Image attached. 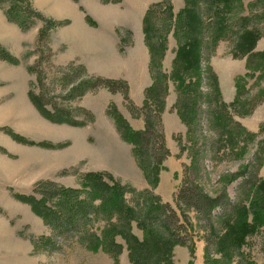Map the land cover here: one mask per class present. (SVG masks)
Returning a JSON list of instances; mask_svg holds the SVG:
<instances>
[{
    "label": "rangeland",
    "instance_id": "1",
    "mask_svg": "<svg viewBox=\"0 0 264 264\" xmlns=\"http://www.w3.org/2000/svg\"><path fill=\"white\" fill-rule=\"evenodd\" d=\"M150 1L154 0H123L117 4L79 0L73 5L83 18L79 23L74 19L72 24H67L64 20L66 13H63L66 9L64 1L32 0L45 16L65 21L51 34L49 62L47 57L41 56L40 67L46 73V90L52 92V78L72 61L83 63L88 74L103 77L119 69L127 70L125 47L132 41L130 29L136 39L141 12ZM171 3L173 11L177 12L183 7L184 0H171ZM201 5L205 13H210L208 21H212L213 9L208 0L207 4ZM230 5L233 30L243 28L257 35L254 48L249 53L241 55L240 41L235 34L219 40L210 57V64L220 77L222 88L225 85L222 76L226 67L224 60L246 59L245 72L234 78L236 100L226 107L228 116L236 120L237 117L249 116L264 100V61L261 60L264 55H254L261 51L255 48L257 41L264 43V0H232ZM41 25L39 21L30 29L21 30L8 22L0 9V44L19 58L18 64L0 61V264H115V257L117 264H131L127 242L119 234L114 238L116 255L101 247L88 249L79 244L65 246L57 252L43 251L37 245L38 238L49 232L32 203V196L37 195L34 189L39 183L75 187L89 172H98L106 180L141 188L140 172L143 174L136 160L135 146L125 140L119 130L120 125L128 127L125 116H140L131 114L119 92L111 93L100 87L69 102L58 94L46 105L53 113H57L56 108H64L61 112L76 119L79 125L47 118L30 99V93L36 95L39 92L37 76L28 68L36 58L35 42ZM175 49L176 41L171 30L163 62L166 73L171 71ZM169 88L177 96L172 82H169ZM201 88L207 90L205 85ZM201 107L197 138L193 137L192 129L188 131L186 124L183 134L173 136L178 148L177 158L182 159V164L181 169L168 179L173 187L168 191V194L172 192L169 202L178 210L173 195L184 181L196 183L210 195L219 193L225 186L230 201L245 205L247 209V224L239 226L244 231H238L242 234L239 250L244 255L241 259L231 258L213 242L223 241L227 234L226 224L233 221L236 210L227 209L223 220L214 223L213 231L208 229L203 217L197 220L195 211L188 210V218L195 229L194 253L191 256L186 245H175L174 264H247L249 261L264 264V175L261 166H257L259 155H264V132L255 138L240 130L233 138L220 136L218 130L209 129L210 109L204 104ZM172 108L175 109V102ZM167 157L161 163L163 168L159 171L158 181L160 172L167 170L164 165ZM193 157L197 164L191 169ZM129 164L131 169H128ZM249 173L253 183L254 180L262 183L256 192L255 184L249 190L253 183H244ZM234 174H237L235 178ZM257 201L263 205L256 207L254 203ZM222 211L225 210L215 209L219 215ZM129 232L138 240L145 236V231L136 221L131 222ZM207 240L209 254L206 257L204 247Z\"/></svg>",
    "mask_w": 264,
    "mask_h": 264
},
{
    "label": "trees",
    "instance_id": "2",
    "mask_svg": "<svg viewBox=\"0 0 264 264\" xmlns=\"http://www.w3.org/2000/svg\"><path fill=\"white\" fill-rule=\"evenodd\" d=\"M100 1L121 2V0ZM231 1L208 0L213 9L212 21H208L210 13H205L201 5L207 4V0H184L183 7L177 12L173 11L171 0H159L147 6L142 17V32L149 50L152 83L145 89L144 101L139 107L128 95L126 80L88 74L83 63L78 61H72L61 68L52 78V92L47 91L46 73H43L40 67L41 56L47 57L49 62L51 34L65 21H57L45 16L31 0H0V9L6 20L17 25L21 30H28L36 22H42L35 42L36 58L28 70L36 74L39 87L36 95L30 93V99L44 116L56 122L79 125L76 119L61 112L64 108H56L57 113H53L46 105L50 104L51 99L58 94L62 100L69 102L80 98L87 91L103 87L111 93L119 92L131 114L142 117L144 121L142 130H135L129 124L127 128L120 125L119 130L121 136L135 146L136 160L148 186L136 188L130 184L106 180L98 172H89L75 187H64L50 182H42L35 187L34 192L37 195L32 196V203L49 231L48 234L38 238L37 245L41 250L57 252L65 246L79 244L88 249L101 247L116 255L117 243L114 238L119 234L127 242L131 264H174L175 245H186L190 255L194 253L195 229L188 218V210L195 211L197 220L203 217L208 229L213 231L214 223L218 220L222 221L226 210L232 208L233 211L236 210V216L231 223L226 224L227 234L223 241L218 243V240L213 239V242L225 254L229 253L227 256L236 259L243 257L244 254L239 250L242 234L238 231H244L239 226L247 224V209L245 205L230 201L225 186L219 193L210 195L196 183L184 181L173 195L179 211L154 192L159 171L163 168L161 163L169 155L161 120L169 82L174 84L177 93L176 112L186 124L188 131L192 129L194 138H197L199 133L198 113L202 110V104L210 109L208 115H211V119L207 120L209 129L218 130L220 136L233 138L240 130L246 132L249 137L255 138L258 133L264 132V122L260 124L259 130L253 133L228 116L226 107L228 108L229 105L222 99L217 75L209 63L218 41L235 34L240 41L238 46L241 55L251 52L254 48L256 34L247 32L243 28L233 30L231 24L233 17L229 16L232 12ZM85 18L89 21L88 16ZM171 30L176 41V49L171 71L166 73L162 61L168 33ZM254 55L263 56L264 49ZM0 61L18 64L19 58L6 46L0 44ZM203 85L207 90L201 88ZM13 136L17 138L16 135ZM262 155L257 159L258 167L264 160ZM195 164L197 162L193 157L191 169L196 166ZM236 176L237 174H234L233 178ZM245 182L253 183L250 173L246 175ZM254 184L256 192L262 183L257 181L255 183L254 180L249 190ZM258 204L263 205L259 201L254 203L256 207ZM216 208L225 211L220 212L219 215L215 213ZM132 221H136L145 231L142 240L136 239L129 232ZM204 253L206 257L209 254L208 240ZM116 262L115 257V264ZM247 264L257 263L249 261Z\"/></svg>",
    "mask_w": 264,
    "mask_h": 264
},
{
    "label": "crops",
    "instance_id": "3",
    "mask_svg": "<svg viewBox=\"0 0 264 264\" xmlns=\"http://www.w3.org/2000/svg\"><path fill=\"white\" fill-rule=\"evenodd\" d=\"M32 1V0H31ZM64 1L63 6H65V10L63 13H66L64 16V20L67 24H72L74 19H78V23L80 22L81 17L79 11L74 7V0H62ZM123 0H121L122 2ZM155 1H150L146 4V7ZM33 3V2H32ZM120 3V2H119ZM110 4H117V3H110ZM145 7V6H144ZM80 9V6H78ZM142 10V17L145 12V8ZM125 13V12H124ZM124 15V14H123ZM128 28V27H127ZM130 29V28H129ZM132 32V41L125 47L126 50V64L127 70L119 69L116 73L107 75L109 78H121L126 80L128 83V95L133 103L137 106H141L144 101V93L145 89L149 87L152 83L151 72H150V56L148 47L144 41V35L142 32V18L139 25V32L137 33V37L135 39L133 30L130 29ZM173 36V35H172ZM120 39V38H119ZM119 44L122 43V39L118 41ZM256 49L263 50L264 43H260L257 41ZM122 50V49H121ZM166 50L162 61L166 59ZM230 59H232L230 57ZM226 62L225 70L222 74L224 78L225 85L223 88L221 87L220 77L218 79L219 88L221 91L222 99L228 105L233 103L236 98V88H235V81L234 78L237 77L239 74H243L246 70V59L242 58L241 60L236 61L235 59L228 60L225 59L224 63ZM210 63V61H209ZM211 65V64H210ZM212 67V66H211ZM164 68V67H163ZM213 69V68H212ZM216 72V71H215ZM175 93L171 92L170 88H168L167 95L165 97V107L162 113L161 119L163 124V133L164 138L169 148L170 155L165 159L164 165L166 166L167 170H162L159 175L158 185L155 188L156 194H158L163 200H171L172 192L168 194L169 190H172L173 187L169 184L168 179L170 180L173 173L178 169H181L182 159L177 158L178 148L173 141V136L176 134H183L186 130L185 124L180 119L179 115L176 112V109H173V104L175 102ZM173 109V110H172ZM126 117V121L128 124L135 130H142L144 127V121L138 117L133 118L130 114ZM236 120L240 122L245 128L250 131H257L260 126V123L264 121V100L254 108L252 113L249 116L244 117H237ZM128 169H131V164L128 165ZM261 173L264 175V162L261 165ZM141 180L139 182V186L141 188L148 186L143 174L140 172ZM157 189V190H156ZM163 190V193H161Z\"/></svg>",
    "mask_w": 264,
    "mask_h": 264
}]
</instances>
